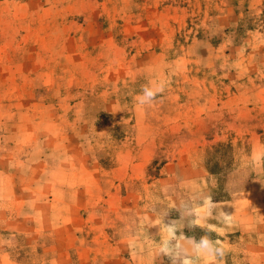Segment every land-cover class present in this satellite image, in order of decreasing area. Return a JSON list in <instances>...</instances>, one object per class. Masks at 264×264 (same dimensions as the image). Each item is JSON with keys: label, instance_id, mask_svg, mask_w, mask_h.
Returning <instances> with one entry per match:
<instances>
[{"label": "rangeland", "instance_id": "rangeland-1", "mask_svg": "<svg viewBox=\"0 0 264 264\" xmlns=\"http://www.w3.org/2000/svg\"><path fill=\"white\" fill-rule=\"evenodd\" d=\"M264 217V0H0V264H248Z\"/></svg>", "mask_w": 264, "mask_h": 264}, {"label": "crops", "instance_id": "crops-1", "mask_svg": "<svg viewBox=\"0 0 264 264\" xmlns=\"http://www.w3.org/2000/svg\"><path fill=\"white\" fill-rule=\"evenodd\" d=\"M257 227L255 240L242 242V258L248 264H264V217L258 215L254 218Z\"/></svg>", "mask_w": 264, "mask_h": 264}]
</instances>
